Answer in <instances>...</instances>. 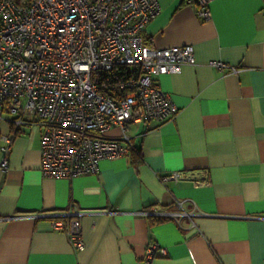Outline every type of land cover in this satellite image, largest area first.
<instances>
[{
  "label": "crops",
  "instance_id": "1",
  "mask_svg": "<svg viewBox=\"0 0 264 264\" xmlns=\"http://www.w3.org/2000/svg\"><path fill=\"white\" fill-rule=\"evenodd\" d=\"M159 4L145 44L194 49V65L153 76L176 116L129 125L128 154L71 178L42 174L39 129L24 126L0 170V264H264V0H212L207 19L182 0ZM171 171L188 177L162 182ZM176 201L194 216L150 223L154 210L178 212ZM67 211L78 214L81 250L52 226ZM150 244L164 255L145 261Z\"/></svg>",
  "mask_w": 264,
  "mask_h": 264
},
{
  "label": "built area",
  "instance_id": "2",
  "mask_svg": "<svg viewBox=\"0 0 264 264\" xmlns=\"http://www.w3.org/2000/svg\"><path fill=\"white\" fill-rule=\"evenodd\" d=\"M211 1L185 4L207 19ZM159 11V0H0V117L9 115L11 126L0 136V170H6L13 139L27 125L39 129L40 171L55 179L95 174L99 161L128 154L129 125L173 120L177 107L153 76L194 65V49L144 43L142 32ZM209 65L236 71L221 61ZM112 126L120 130L117 139L104 135ZM187 177V171H171L160 180ZM175 204L178 212L148 214L179 225L194 216ZM77 217L53 214L52 226L65 229L72 247L81 250ZM164 253L150 244L143 259Z\"/></svg>",
  "mask_w": 264,
  "mask_h": 264
},
{
  "label": "trees",
  "instance_id": "3",
  "mask_svg": "<svg viewBox=\"0 0 264 264\" xmlns=\"http://www.w3.org/2000/svg\"><path fill=\"white\" fill-rule=\"evenodd\" d=\"M182 2L185 4L186 0H182ZM62 219L66 221L67 218H62ZM166 219H168V218H166V217L149 216L150 223H156V222H160V221H163V220H166Z\"/></svg>",
  "mask_w": 264,
  "mask_h": 264
}]
</instances>
